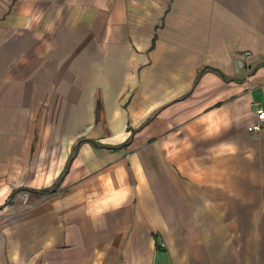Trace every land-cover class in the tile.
I'll use <instances>...</instances> for the list:
<instances>
[{"label":"crops","instance_id":"obj_1","mask_svg":"<svg viewBox=\"0 0 264 264\" xmlns=\"http://www.w3.org/2000/svg\"><path fill=\"white\" fill-rule=\"evenodd\" d=\"M257 108L264 0H0V264H264Z\"/></svg>","mask_w":264,"mask_h":264},{"label":"built area","instance_id":"obj_2","mask_svg":"<svg viewBox=\"0 0 264 264\" xmlns=\"http://www.w3.org/2000/svg\"><path fill=\"white\" fill-rule=\"evenodd\" d=\"M256 121L247 127V131L257 133L264 128V109L257 108L255 111Z\"/></svg>","mask_w":264,"mask_h":264},{"label":"trees","instance_id":"obj_3","mask_svg":"<svg viewBox=\"0 0 264 264\" xmlns=\"http://www.w3.org/2000/svg\"><path fill=\"white\" fill-rule=\"evenodd\" d=\"M222 77V75H220Z\"/></svg>","mask_w":264,"mask_h":264}]
</instances>
